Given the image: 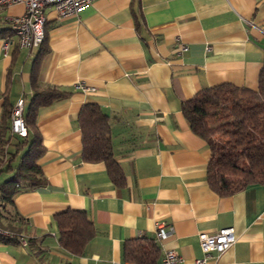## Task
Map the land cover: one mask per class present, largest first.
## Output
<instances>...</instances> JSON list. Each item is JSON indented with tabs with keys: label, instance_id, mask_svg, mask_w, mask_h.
I'll return each instance as SVG.
<instances>
[{
	"label": "crops",
	"instance_id": "obj_1",
	"mask_svg": "<svg viewBox=\"0 0 264 264\" xmlns=\"http://www.w3.org/2000/svg\"><path fill=\"white\" fill-rule=\"evenodd\" d=\"M23 10L16 3L0 14ZM44 11L39 46L20 48L11 31L0 34V126L10 124L19 98L27 114L33 75L41 86L68 92L32 116L45 182L20 189L12 204L0 203V225L19 234L0 238V264H135L123 247L140 237L158 244L155 264L166 249L192 264L202 255L198 233L226 226L234 228L235 242L207 263L264 264V184L227 195L213 191L209 146L182 112L203 88L257 87L264 0H94L70 16ZM7 37L12 42L4 52ZM85 103L107 116L120 183L103 162L82 159L78 114ZM10 175L0 172V183ZM67 209L84 210L95 227L81 254L58 242L55 215Z\"/></svg>",
	"mask_w": 264,
	"mask_h": 264
},
{
	"label": "trees",
	"instance_id": "obj_2",
	"mask_svg": "<svg viewBox=\"0 0 264 264\" xmlns=\"http://www.w3.org/2000/svg\"><path fill=\"white\" fill-rule=\"evenodd\" d=\"M9 31V26L0 28V34ZM31 84L33 101L27 114H24L22 107L25 134L11 132L14 105L10 110V124L3 122L0 126V172L11 173L0 183V203L12 204L13 196L20 189L45 182L37 162L43 145L39 135L29 131L33 125L32 116L38 107L68 92L41 86L34 75ZM182 112L192 131L209 146L207 182L213 191L227 195L249 184H264V62L256 88L232 83L203 88L183 103ZM78 122L83 161H101L112 180L117 183L123 181L120 166L111 151L107 116L96 104L85 103L79 111ZM11 139L17 147L12 153L8 151V146L13 144ZM20 150L22 153L17 162L15 160ZM55 221L59 244L74 254H81L88 240L95 234V227L84 210L67 209L57 213ZM123 252L125 258L135 264H155L160 249L153 239L140 237L126 241Z\"/></svg>",
	"mask_w": 264,
	"mask_h": 264
},
{
	"label": "built area",
	"instance_id": "obj_3",
	"mask_svg": "<svg viewBox=\"0 0 264 264\" xmlns=\"http://www.w3.org/2000/svg\"><path fill=\"white\" fill-rule=\"evenodd\" d=\"M94 0H0V10L5 7L21 3L24 10L21 14L5 16L9 23L11 35L16 38V44L20 48L31 49L41 44L45 37L44 24L46 22L45 7H52L60 17L74 15L83 7ZM10 35V36H11ZM12 42L10 37L4 39L3 50L8 49ZM181 50H186L187 46L181 44ZM23 99L19 98L12 108L11 132L24 135L26 131L22 115ZM158 237L164 235L162 223L157 224ZM18 233L13 232L0 225V238L11 239L18 237ZM235 233L232 226L219 228L213 233H198L199 245L202 255L195 258L192 264H208L207 259L212 255H219L235 242ZM22 244H26L22 240ZM182 256L174 249H166L158 264H182Z\"/></svg>",
	"mask_w": 264,
	"mask_h": 264
},
{
	"label": "rangeland",
	"instance_id": "obj_4",
	"mask_svg": "<svg viewBox=\"0 0 264 264\" xmlns=\"http://www.w3.org/2000/svg\"><path fill=\"white\" fill-rule=\"evenodd\" d=\"M7 26H9V23L5 21L3 15L0 14V27H7Z\"/></svg>",
	"mask_w": 264,
	"mask_h": 264
}]
</instances>
